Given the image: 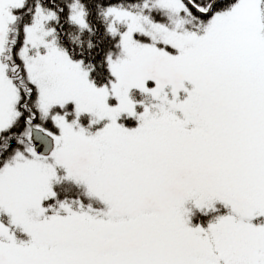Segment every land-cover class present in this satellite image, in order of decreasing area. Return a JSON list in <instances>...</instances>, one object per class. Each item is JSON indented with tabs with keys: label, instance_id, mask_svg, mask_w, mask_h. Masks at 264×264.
<instances>
[{
	"label": "snow or ice",
	"instance_id": "snow-or-ice-1",
	"mask_svg": "<svg viewBox=\"0 0 264 264\" xmlns=\"http://www.w3.org/2000/svg\"><path fill=\"white\" fill-rule=\"evenodd\" d=\"M0 264H264V0H0Z\"/></svg>",
	"mask_w": 264,
	"mask_h": 264
}]
</instances>
